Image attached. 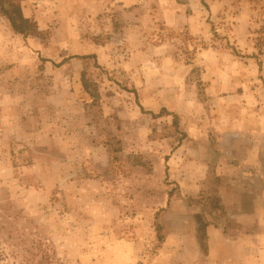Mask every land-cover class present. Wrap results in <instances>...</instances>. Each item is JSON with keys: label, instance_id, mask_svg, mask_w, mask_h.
<instances>
[{"label": "rangeland", "instance_id": "rangeland-1", "mask_svg": "<svg viewBox=\"0 0 264 264\" xmlns=\"http://www.w3.org/2000/svg\"><path fill=\"white\" fill-rule=\"evenodd\" d=\"M26 1L14 0L39 36L13 33L0 14V264H180L164 248L173 209L218 204L219 185L206 182L217 177V114L202 80L215 57L199 53L203 40L155 22L150 49L130 60L116 39L128 20L115 0H98L99 13L91 0H29L23 11ZM219 1L229 20L211 23L213 38L246 10L250 48L264 53V0ZM106 43L116 51L99 59ZM22 118L31 141L16 148L8 141ZM197 128L208 138H195Z\"/></svg>", "mask_w": 264, "mask_h": 264}, {"label": "crops", "instance_id": "crops-1", "mask_svg": "<svg viewBox=\"0 0 264 264\" xmlns=\"http://www.w3.org/2000/svg\"><path fill=\"white\" fill-rule=\"evenodd\" d=\"M28 1L22 5L23 11L29 5ZM91 1L92 12L99 13L100 2ZM115 5L128 20L124 21L125 25L120 29L122 33L116 39L130 51V60L136 55H145L150 49L146 29L155 22L173 30H184L203 40L205 47L199 53L215 57L211 65L204 64L202 80L206 82L205 91L210 94L206 104L217 114L209 132L218 139L213 146L215 149L210 150L215 153L212 162L216 165L214 170L218 178L210 177L206 182L219 185L218 204L205 209L198 203L191 204L186 210L173 209V228L167 235L164 248L173 246L180 264L202 261L204 264H264V106L259 107L264 102V89H261L264 85V53L262 50L257 53L253 46L250 48L252 39L245 35V26H249L246 10L233 19L236 24L232 22V32L227 27L226 35L214 39L211 23L225 21L228 24V11L225 10L228 3L219 0H115L111 6ZM222 14L225 15L220 18ZM228 42L236 52L223 48ZM114 50L116 47L112 43H106L98 46L95 54L99 59L101 54L103 58L106 54L111 57ZM156 50L164 53L165 46H157ZM251 52L259 58L252 61L244 58ZM28 102L23 98L20 103ZM27 124H30L29 120H19L18 132L14 131L9 145L20 148L23 142L31 141V134L24 130ZM202 128H197L195 138L203 135L208 138V129L204 132ZM191 166H196V162ZM192 177L194 179L190 177L189 182L198 185L193 187L197 196L199 185L204 181L197 174ZM176 181L186 183L179 178ZM194 195L188 193V197L195 198ZM202 214L205 226L200 227L195 216ZM200 232L205 252L202 251Z\"/></svg>", "mask_w": 264, "mask_h": 264}, {"label": "trees", "instance_id": "trees-1", "mask_svg": "<svg viewBox=\"0 0 264 264\" xmlns=\"http://www.w3.org/2000/svg\"><path fill=\"white\" fill-rule=\"evenodd\" d=\"M0 14H2L7 19L13 33L21 35L23 37H28V36L35 37L40 35L36 22L32 19L26 18L22 13V9L20 5L16 4L14 0H0ZM163 112L168 114L166 110H162L161 113ZM173 117H174L173 124L174 126H177L178 123L177 120L175 119L176 115H173ZM195 219L198 222V224L202 225V226L200 225V227L205 226L204 223L202 222L201 215H196ZM158 231H159V227H158ZM158 239L162 240L161 236L158 235ZM42 264H52V263L46 257Z\"/></svg>", "mask_w": 264, "mask_h": 264}]
</instances>
